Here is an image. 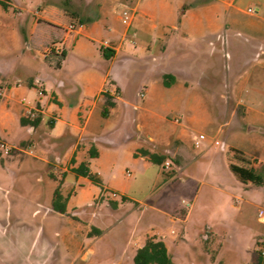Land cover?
<instances>
[{"label":"rangeland","instance_id":"374dc122","mask_svg":"<svg viewBox=\"0 0 264 264\" xmlns=\"http://www.w3.org/2000/svg\"><path fill=\"white\" fill-rule=\"evenodd\" d=\"M47 2H58L70 19L85 26L81 43L57 71L70 79L88 68L105 72L111 66V78L116 73L123 77L120 97L113 96L119 106L110 105L107 97L93 107L97 132L101 130L114 143L98 139L90 144H95L99 153L89 152L85 163L96 179L73 175L63 167H57L56 176L45 173L49 164L36 155L63 153L61 145L66 141L52 139L56 133L46 122L48 113L40 124L42 131L23 122L22 109L5 104L4 88L5 93L0 94V138L11 151L0 146V264L71 262L65 259L57 235L46 240L43 208L36 198L40 195L47 206L51 183L60 182L70 210L89 211L95 224L105 228L99 239L87 240L86 248L91 244L96 252L83 264H111L119 258L118 246H111L114 237L122 246L129 243L131 250L136 237L145 234H157L171 245L172 264H259L257 241L264 233V223L258 220L257 210L264 207V184L240 181L229 163H249L264 172V0H3L0 56L24 60L32 52L24 36L42 17ZM211 2L218 6L202 10L207 37L200 39L198 29L192 27L191 12ZM167 3L175 11H166ZM249 6L255 11H248ZM125 9L134 13L130 23L119 17ZM79 11H87L88 16H79ZM62 15L66 17L64 12ZM215 22L220 27L213 33ZM144 30L154 35L150 47L143 43ZM117 31H126L122 40ZM114 36L118 52L106 59L103 40ZM193 45L199 50L189 65L191 74L166 86L156 75V59L186 53ZM204 74L214 78L213 87L202 85ZM56 86L54 81L47 85V95ZM57 89L68 104L78 94L69 87ZM91 107L89 103L83 108L81 125ZM49 110L62 115L61 103L54 99ZM66 118L72 121L70 115ZM250 124L255 128L249 130ZM93 129L87 125L86 134L96 132ZM80 131L72 133L77 136ZM200 132L208 138L196 146L195 136ZM176 137L183 142H175V146L180 145L188 156L182 166L171 161L164 167L139 150L165 152ZM28 168L42 171L28 172ZM65 172L68 175L64 177ZM43 174L45 179L40 180ZM95 194L102 200H96ZM20 200H25L22 209ZM169 205L175 206L170 209L174 220L168 212L155 208L169 210ZM19 210L22 217L12 213ZM26 227L29 232L23 229ZM74 264L82 263L74 260Z\"/></svg>","mask_w":264,"mask_h":264},{"label":"crops","instance_id":"0c3cea01","mask_svg":"<svg viewBox=\"0 0 264 264\" xmlns=\"http://www.w3.org/2000/svg\"><path fill=\"white\" fill-rule=\"evenodd\" d=\"M217 6V2H211L204 5L200 11L191 12V19L193 22L192 27L198 29L197 31L201 35L200 39L207 37L203 34L204 18L201 14L202 10H212V8L214 7L217 8ZM164 9L166 11H175L171 3L165 4ZM42 12V17L38 21H35L33 23L30 34L24 36L29 47L32 49V52L27 55L24 60L12 55L9 57H6L4 55L0 56V86H2L3 89H7L5 104L8 106V108H13L15 110L21 108L22 115H24L25 103L39 107L41 119L37 125H33L34 131H36L37 129L42 131L40 124L43 120H45V114L48 113L46 122L49 124V126L53 127L56 133V137L52 136V139H61V141H66L63 145H61V151L64 150L63 153L54 154L50 157L36 155L40 160H43L44 162H47L49 164L47 168H44L45 173H51L53 176H56V173H58L56 170L57 167H63V170L72 172L73 175L82 176L85 174L77 172L75 168L83 163L87 166V164L85 163L86 156L90 152L91 147H95V144L93 146H90V144L92 142L94 143V141L98 139H104L106 141H109V143H114L112 139L104 137V135L100 132L101 130L97 132L99 124H97L96 122L93 123V107L97 105L100 100L107 99V97L110 98L111 96L113 98V96L115 95H119L118 97H120L119 93H121L122 91L121 88L123 86V77L121 74L116 73L115 78H111V66H108L105 72H98L94 68H88L83 72L76 73L74 77L70 79L64 77L55 68H58L59 70L64 68L68 55L72 56L74 54L75 47L81 43L80 34L84 31L85 26L82 22H75V20L70 19L68 13L64 11L63 6L58 2H47L44 6H42ZM63 12L66 14V17L62 15ZM78 15L81 17H85L88 16V12L79 11ZM89 17H91V15ZM71 23H75L76 28L72 29L70 27ZM81 23L82 26H80ZM215 24V27H213L214 30L212 29L213 33L218 32V29L220 27V24H218L217 22H215ZM86 27L91 28L88 25H86ZM110 29L113 30V28L111 27ZM90 31L91 29H89V32ZM113 31H115V28ZM143 32L144 38L146 39V41H144L143 43L144 45H147V47H150L154 40V35L150 30H144ZM118 34L122 36V40V38L126 34V31H117L116 35ZM115 36L110 38L113 43V47L116 49L115 55L111 58H114L116 56L119 48V45H117L116 42L117 38ZM62 39L65 42L67 56L62 61L61 65H58L57 62L60 56L54 53L49 57H44L42 54V49L47 44L54 41H60ZM173 42L174 40L172 39V41H170L171 45L173 44ZM194 45L192 48L186 50V53H180V55L178 54L175 57L169 55L166 59H162V61L156 59L154 68L156 71V75L157 77H159V79L161 78L163 80L166 86L174 85L175 83H177L178 79L182 77L184 78V75L189 76L191 74L193 68L189 67V65L193 64V60L199 50L197 48V45ZM93 64L97 65V62H94ZM165 74L174 76L173 79L170 76L168 77V80L170 81L169 84L165 82ZM184 80L188 82V78H185ZM201 80L202 85L208 88H211L214 85V83L212 82L214 78L211 75L208 76L204 74ZM52 81L56 82L58 87L64 86L77 90L78 94L74 99L70 100L69 104L68 101H66L65 98L61 96L59 90L57 89V86V88H53L51 95H47V85H49ZM39 89H43V94H39ZM89 97H93L94 100H90ZM53 99L61 103L62 115L64 116H59L54 112H50L49 106L51 105V101ZM81 101L84 102H82L81 104ZM89 103L92 107L89 110V114L84 121L85 124L81 125L79 120L80 118H83V108ZM114 105L119 106L116 101ZM69 115L72 117V121L66 118ZM67 124H70L71 127H67ZM87 125H91V127L95 128L93 130L96 132H93L92 134H86L85 129ZM77 129H81V131L76 136L72 133V130L74 131ZM0 140L4 141L2 138H0ZM175 142H183V140L181 137L174 138L173 141L170 142V150H167L165 152L171 153L172 155L179 154L184 159V163L182 164L184 165L188 160V156L183 151H181L180 145L175 146ZM30 143L34 144L35 142L30 141ZM95 148L97 149V147ZM61 159H64L63 164V161L61 162ZM26 171L40 172L42 170L39 168H28L26 169ZM67 175L68 173L66 172L63 174L64 177ZM39 177L40 180L45 179L44 174ZM59 184L60 186L62 185L61 182ZM56 187L57 185H55V183H51L52 195L50 196L49 194V199L51 200V202H49L47 206H45L41 202L40 195L36 197L38 202L40 201L38 206L43 208L41 221L43 224V231L47 232L48 234L46 240H52L53 235H57L59 237L61 248H63L62 250L63 255H65V259H71V262L68 264H74V260L75 262L77 261L78 263L83 264L88 258H90L92 254H95L96 252V249L91 244H89V247L86 248L87 240L91 237H96L97 239H99L103 235L105 228H102L101 226L95 224V220L93 216H90L89 211H85V209L82 210V213L77 209L71 211L68 200L66 211L62 212L56 210L53 206V197ZM182 189H187L186 185H182ZM169 195L170 194L166 196L167 199H170L171 196ZM95 196L96 200H102L100 199V195L97 196L95 194ZM20 201H22V204H19V206H21L19 209H22L24 206H26L25 200ZM14 206L16 207L17 205ZM155 208H157V210L159 211L168 212V217L170 220L175 219V216L170 212L175 208V206H170V208H168L169 210H166V208H160L159 206H155ZM12 213H20V217H22L21 210L12 211ZM185 218H187V216H185ZM93 225L101 228L102 233L99 235L89 236V230ZM23 229H25V232H29V229L27 227ZM148 235L149 234H145L143 235V237H136L135 244H132L131 250L129 249V243L122 246L120 244V240L117 237H114L111 242V246L113 248L118 246L116 255H118L119 258L113 260L111 264H136L134 260L135 252L138 247L142 246L145 243ZM164 241L166 242L168 250L171 254V245L165 239ZM45 246H48V242ZM48 255L49 252L45 259L48 258ZM126 255H128L129 257L126 258ZM60 261L61 264H63L62 261L64 260L61 259Z\"/></svg>","mask_w":264,"mask_h":264},{"label":"trees","instance_id":"16d2710c","mask_svg":"<svg viewBox=\"0 0 264 264\" xmlns=\"http://www.w3.org/2000/svg\"><path fill=\"white\" fill-rule=\"evenodd\" d=\"M0 2H3V0H0ZM101 49L104 56L107 59L113 57L116 52V49L114 47H106L102 45ZM56 54L60 56L57 64L61 65L62 61L67 56V51L66 49H64L62 53H56ZM169 76L172 79L174 78L173 75L165 74L164 78L167 84L170 83V81L168 80ZM108 103L110 105L115 104V101L111 96L110 98H108ZM40 119H41V113H39L38 116L34 119H30L28 117L22 118L23 122L25 123L28 122L33 125H37ZM1 143L2 141L0 140V145ZM139 150L143 155L148 156L152 161L162 164L164 167H166L165 162L169 159L172 162L177 163L178 165H182L184 163L183 157H181L179 154L172 155L171 153L153 151L149 148H144V147L140 148ZM90 153L92 155H97L98 151L95 147H91ZM229 165L232 172L240 181L245 183L251 182L258 185L264 184V172L258 170L252 164L236 162L234 160H231ZM75 170L79 173L88 175L91 178L96 179L84 163L76 167ZM67 200L68 198L63 193L60 184H58L54 191V197H53L54 208L62 212L66 211ZM101 233H102V229L93 225L91 226V229L89 230L88 234L89 236H94V235H99ZM134 260L136 264H172V256L168 250L167 244L164 241V239L161 236H158L157 234L148 235L145 243L137 248L134 255Z\"/></svg>","mask_w":264,"mask_h":264},{"label":"built area","instance_id":"2783aa9c","mask_svg":"<svg viewBox=\"0 0 264 264\" xmlns=\"http://www.w3.org/2000/svg\"><path fill=\"white\" fill-rule=\"evenodd\" d=\"M248 11L253 12L255 9L252 6H249L247 8ZM134 13L128 11L127 9L123 10V12L119 15L120 19L124 22L130 23L133 19ZM82 26V23L80 24ZM70 27L72 29L76 28L75 23H71ZM103 45L106 47H113V43L109 38H106L103 40ZM65 49V42L64 40L60 41H54L49 44H47L43 49H42V54L44 57H49L50 55L54 53H62L63 50ZM43 89H39V94H43ZM0 94H4V89L2 86H0ZM143 95L144 92H141ZM40 113V109L37 106H32L28 103H25V111H24V116L28 117L30 119H34L38 116ZM208 138V134L205 132H200L198 135L195 136V145L200 146L202 142ZM214 142L216 144L220 143V140L215 137ZM1 148L4 149L6 152L11 151V147L5 143H1ZM166 166H169L171 164V160H167L165 162ZM116 192L114 193V195ZM257 218L259 221L264 223V207H259L257 210ZM258 246H257V256H258V263L259 264H264V233L260 234L258 237Z\"/></svg>","mask_w":264,"mask_h":264},{"label":"water","instance_id":"95a60500","mask_svg":"<svg viewBox=\"0 0 264 264\" xmlns=\"http://www.w3.org/2000/svg\"><path fill=\"white\" fill-rule=\"evenodd\" d=\"M248 127H249V130H251V129L255 128V126H254V125H252V124H250ZM262 130H264V128H262Z\"/></svg>","mask_w":264,"mask_h":264}]
</instances>
